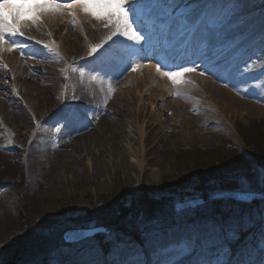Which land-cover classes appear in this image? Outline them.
Instances as JSON below:
<instances>
[{"label": "rangeland", "instance_id": "obj_1", "mask_svg": "<svg viewBox=\"0 0 264 264\" xmlns=\"http://www.w3.org/2000/svg\"><path fill=\"white\" fill-rule=\"evenodd\" d=\"M210 1L164 0L163 6L165 12L170 11L171 21L183 25L187 32L190 25L182 19L187 11L182 5L194 3L205 11ZM251 2L244 5L239 0H217L218 4L207 11L214 21L212 28L208 27L205 18L199 28L202 39H216L215 46L224 42H238L242 49L246 46L238 55L229 53L225 74V66L196 71L198 74L204 72V75L197 74V79H205L227 91L221 94L213 87L206 88L204 82L200 83L201 79L173 88L172 82L156 71L155 63L146 61L140 69L136 57L133 58L138 64L135 71L131 67L125 70L126 63L119 60L123 69L116 79L119 82H114L111 74H107L108 67L90 55L91 48L101 44L113 29L82 11H77L78 15L76 12L74 16L66 12L47 13L40 17V23L18 25L24 36L43 31L45 34L43 38L39 36L40 41L49 44L58 56L44 50L47 60L53 57L54 64L38 67L40 63L35 65L33 59L30 62L33 79L28 83L36 90L34 103L13 94L12 82L15 79L24 82L23 78L19 79L18 70H15L16 74L12 73L14 78L8 74V79H0V103L12 104L10 116L13 118L12 122L8 118L0 120V150L7 151L0 152V172H10L12 167L19 166L21 170L25 169L27 176L22 190H0V256L22 235L20 223L24 213L31 217L28 219L32 223H50L48 229L59 225L68 228L63 232L66 234L98 227L94 222L74 223L72 220L77 217L96 216L101 211H115L120 207L136 210L145 196L159 202L163 209L161 216L172 212L176 204L180 207L192 205L182 212L173 211L175 216L183 219L185 212H193L207 202L204 192L211 191L207 194L213 197L221 193L237 197L264 193L261 190L264 158L259 165V157L253 154L252 138L244 137L247 142H243L239 134V129L264 128V101L257 104L242 98L243 91H248L252 96L264 99V46L257 48L258 51L252 49L264 44V37L246 41L249 31L254 34L264 21V0ZM75 33H79L80 41L74 40ZM114 40L118 46L129 43L125 50H129L130 45L137 46L127 42L125 37ZM19 42L24 46L23 52L31 45L30 52L25 53L41 49L36 47L39 44L35 39L24 41L20 38ZM203 45L204 42L200 47ZM3 47L9 50L8 44ZM76 48L81 52L73 55ZM9 52L16 53V57L11 54L15 62L30 57L19 51ZM3 54L1 51L0 58ZM45 68L48 71L43 70ZM74 68L77 70L73 71ZM0 69L3 70L2 63ZM148 69L158 82L167 83L159 90L168 96V102L174 107H167L157 100L152 107L147 101L139 102L127 94L128 88L137 89L134 80L143 78ZM190 75L193 76L186 73L184 77ZM243 75H249L250 79L237 89ZM118 85H122L121 89ZM94 91L110 93V99L95 104ZM208 91H214L215 95ZM8 94H13L12 98L4 97ZM138 103H142L139 106L143 113L139 117L135 114ZM159 105L163 107L158 108ZM181 105H184L183 109ZM145 107L148 108L146 113ZM95 110L104 123L96 124ZM70 113L79 115L80 119L65 120ZM84 118L91 125L77 143L80 148L67 149V153L57 155L59 150L65 152L59 144L64 124L78 128ZM105 131L108 135L103 138L100 134ZM39 147L41 153H37ZM21 183L16 182L17 185ZM28 205L32 208L26 209ZM144 216L152 218L146 212H139L129 216L127 221L144 224L147 222ZM260 216L259 210L246 214L243 217L246 227L255 229ZM230 228L237 232L232 222L221 229L210 221L202 225L160 226L143 236L140 243L126 240L125 235L118 239L110 237L108 240L113 247L106 256L95 248L96 245L91 247L95 243L93 240L74 242L67 245H72L70 249L62 248L69 251V256H61L62 261L50 264H264V224L255 240L257 249L248 245L244 254L236 258L226 252L227 240L238 236L231 235ZM190 246L196 253L181 251Z\"/></svg>", "mask_w": 264, "mask_h": 264}, {"label": "snow or ice", "instance_id": "obj_2", "mask_svg": "<svg viewBox=\"0 0 264 264\" xmlns=\"http://www.w3.org/2000/svg\"><path fill=\"white\" fill-rule=\"evenodd\" d=\"M140 4L141 0H0V46L8 44L10 51H19L25 57L38 58L44 50L58 56V53H55V50L49 44L42 43L40 40H35V43L41 44V49L31 54L23 52L24 46L14 39L18 36H24L23 30L19 29L18 25L22 22L40 23V17L47 13L66 12L74 16L77 11H82L96 20L104 21L105 27L111 26L113 29L101 44L91 48L90 55L97 59L102 66L106 67L115 66L114 61L118 58L126 63L125 70H127V67H131L135 71L136 67L134 66L135 61L133 58H148L151 51L148 34L135 28L134 21L130 20V15L135 17L138 14L137 6ZM182 7L187 9L182 17L185 22H193L194 20L205 18L208 27L212 28L214 21L210 18V13L201 11L194 3L182 5ZM22 18H26V21H22ZM115 37H125L128 41L138 45V47L130 45L127 52L122 51L119 47L113 50L106 48V45L110 43L116 44ZM24 38L33 39L32 37ZM201 41L210 42L211 39L206 38ZM155 63L156 71L160 73L161 77H166L171 81L173 85L184 82L182 78L186 73L198 70L196 67L197 61L195 60L191 62L192 66H186L182 63L178 64L173 61L172 66L168 68H165V65L159 61ZM161 69L164 70L161 71ZM76 70L75 68L73 69V71ZM80 74L83 75L82 72ZM199 74L204 75V72L200 71ZM64 119L74 120L76 117L75 114L70 113ZM262 168H264V165H262ZM262 175H264V172H262ZM227 223L225 222V224ZM221 227H224V225H221ZM230 232L233 236L238 235V232L234 229L230 228ZM181 251H188L189 254H194L195 248L190 246ZM262 255H264V252H262Z\"/></svg>", "mask_w": 264, "mask_h": 264}, {"label": "trees", "instance_id": "obj_3", "mask_svg": "<svg viewBox=\"0 0 264 264\" xmlns=\"http://www.w3.org/2000/svg\"><path fill=\"white\" fill-rule=\"evenodd\" d=\"M250 131H243V129H239V134L241 135L244 142H247L246 138L244 137L252 138L251 140L255 146L253 148V154L259 157L260 165L262 164V158H264V128L252 129ZM199 165H201V163H199ZM16 167H12L14 169L10 172H7L6 170L0 172V183L9 184L11 190L15 189V191L19 188L22 190L23 185L26 184L24 169L21 170L19 166ZM16 182L22 183L21 185H17ZM208 192H204L205 198L207 197ZM32 204L34 205V203ZM30 207L32 208L31 205H28L26 209ZM162 210L163 209L160 208L158 201L145 196L139 201L136 210L132 208L130 211V209L120 207L115 211H101V213L97 214L96 216L88 214L80 216L72 221L79 225H85L94 222V224L98 227L108 228L111 231V234H114L117 237L116 239L120 238L119 236L124 237L125 235L124 238L137 241L142 236H144L147 231L151 230L147 229L143 231V228L153 219L160 218ZM135 212H146L149 214V217L152 218L149 219L146 218L147 216H144V218H146L145 220L147 221L143 222L144 224H139L138 222H134V224L128 223L127 218L136 214ZM28 217L30 216L24 213L22 223H20V226L22 227V235L18 237V240L15 241L11 246L5 249V252L0 256V264H48L52 259L51 254L54 251V247L56 245L58 247L60 243H62V233L68 230V228L65 229L63 226L61 227L59 225L54 229H48L50 227V223H43L42 225H40V223H32V220H29ZM104 237V235H98L94 238L98 244L103 246L105 244ZM105 246L106 248L108 247L107 245Z\"/></svg>", "mask_w": 264, "mask_h": 264}, {"label": "bare ground", "instance_id": "obj_4", "mask_svg": "<svg viewBox=\"0 0 264 264\" xmlns=\"http://www.w3.org/2000/svg\"><path fill=\"white\" fill-rule=\"evenodd\" d=\"M141 1H144V0H141ZM215 1L216 0L211 1L208 4L207 9L215 7V5L218 4V3L215 4ZM76 15H78V12ZM82 29H83V27H82ZM83 32L85 33L86 30L84 29ZM71 33H73V32H71ZM44 34L45 33L43 31H38L36 34H33L30 37H32L35 40H40V37L43 38ZM194 35H195V33L193 34V36ZM257 35L259 37H264V21L262 22L261 26L257 27ZM26 37H29V36L27 35ZM73 37H74L75 41H80L79 33H75ZM28 40H30V39H28ZM42 43H43V41H42ZM180 45H183V44H180ZM36 47L40 48V47H42V45L39 44ZM186 47H188V46H186ZM186 47L183 48L181 51H185ZM236 48H237V44H233L232 46H230L228 48L229 50L227 51V53H229V51H235ZM25 51L30 52V49H25ZM80 52H81V50L77 49V48L75 49V51L73 53L71 51V53L73 55L79 54ZM0 53H1V48H0ZM177 56H180V55H177ZM187 56H188L187 59L180 60L179 63H183L185 60L190 61L189 60V58L191 57L190 50L188 51ZM39 57L40 58L30 56V58H28V59L23 58V59H21V61H19L17 58V60L19 62L18 61L15 62L13 57L9 54H5L4 56H1V58H0V61H1L0 63H2V68H3V70L0 69V79H2V80L8 79L9 78L8 74L12 78L13 77L12 73L16 74L15 70H18L19 74H21V76H22V77L19 76V79L23 78L24 82L21 80H16V79L12 82V88L14 89L13 94H16V97H18V96L22 97V98L26 97L30 101L33 100V103L35 102L37 97H36V90L33 87H31V85H29V83H28V80L33 79L32 78L33 76L30 74V68H32V66L30 65V62L33 59L35 65H38V63H40V65L38 67H40L42 64H45L48 66L51 64H54L53 57H51L50 59L47 60V53L44 51L42 53H40ZM154 61L156 62L157 58H155ZM202 62H203V66L208 63V64H212V66H214V67H218V66H222L226 63V58L224 57V55L221 56L218 51L212 50L211 52H207L206 54H204L202 56ZM160 63L165 65L162 62H160ZM15 66H17V69H15ZM12 67L14 68V71H12ZM165 68H167V67L165 66ZM43 70H47V69L45 68ZM149 70L150 69H148L146 71L144 70L145 74L143 75V78L140 77V78L134 80V83L137 84V85H135L137 87V89L132 90V88H128L127 94L128 95L130 94L133 97V99H137L139 102L147 101L152 107H153V102L155 100L160 101L162 103H165L167 107H174V105L172 103L168 102V96H165V93L159 90V88H162V87L165 88L167 86V83L165 81L162 83L158 82L159 81L158 78L154 75V73L152 71L149 72ZM187 74H190V73H187ZM191 74H193V76H191V75L189 77L185 76L184 78H182L184 82L178 83L177 85H173L172 87L177 88L181 84L185 85L186 83H192V82L197 83L198 79H201L200 83L204 82L203 85H205V87L209 88V89H210V87H213L212 89L215 92H217L218 94H221L223 91H226V90H223L221 88H218L217 86H214L212 83H210L209 81H206L205 79H202V78L197 79V74H198L197 72L191 73ZM242 81L245 82V79L243 78V76H242ZM231 84H233V83L231 82ZM239 85H241V83ZM247 85H249V84H247ZM121 87H122V85L119 88L121 89ZM214 91H208V92L215 95ZM103 92H105V91H103ZM243 92H245V93H243L244 94V96L242 97L243 99L248 100L252 103H257V104L262 102L261 99L255 98L254 96L249 94L250 92L249 93H248V91H243ZM13 94H11V96H10V94H8V95H5L4 97H11L12 98ZM89 94H90V92L87 93V95H89ZM205 94H206V92H205ZM209 97H212V95L210 94ZM0 98H1V96H0ZM93 98H95V101H94L95 104L99 103V102L101 104H103V103H106L110 99V93H109V95H106L104 93L97 91V92H95V95L93 96ZM213 101L215 102V100H213ZM236 101L239 104H244L243 102H241L239 100H236ZM252 103H250V105H252ZM139 104L140 103H138V105H137V109H136V113H135L137 117H139L141 114L143 115L141 108H140L142 103L140 104V106H139ZM3 105H4V103H3ZM3 105H2V103H0V120H5L6 118H8L12 122L13 118L10 116V113H11L10 108H11L12 104L8 102L7 105L6 104L4 106ZM181 106H182L181 109H183L184 105H181ZM161 107H163V105L158 106V108H161ZM252 107H256V106L253 104ZM143 109H144L145 113L148 112V110H147L148 108L145 107ZM158 110H160V109H158ZM95 114H97V118H98V120L95 121L96 124L99 125V123H104L103 120L101 119L100 115H98L96 110H95ZM75 117H76V120L80 119L79 115H77ZM87 121L88 120H85V118L83 120H81L79 127L76 129H73V126H70V125L65 126L64 130L61 133L60 143H59L61 145V147H63L65 149V152L62 150H59V153H57V155H60L61 153H67V149L80 148V146H78L77 143L81 139V136L83 135L84 130H86L87 128L89 129L90 125H91V122H87ZM98 128H99V126H98ZM93 130L94 129H92V131ZM97 131H98V129H97ZM107 135L108 134L106 131L100 134V136H102L103 138L104 137L106 138ZM41 150H42V148L39 147L37 149V153H41ZM79 157H81V155H79Z\"/></svg>", "mask_w": 264, "mask_h": 264}, {"label": "water", "instance_id": "obj_5", "mask_svg": "<svg viewBox=\"0 0 264 264\" xmlns=\"http://www.w3.org/2000/svg\"><path fill=\"white\" fill-rule=\"evenodd\" d=\"M103 232L102 229H95V230H83L79 232H68L64 235L65 243H74L84 240L85 238L91 237L96 233Z\"/></svg>", "mask_w": 264, "mask_h": 264}]
</instances>
